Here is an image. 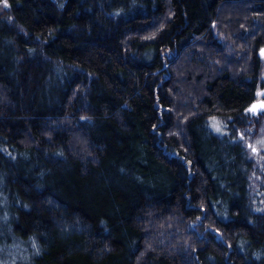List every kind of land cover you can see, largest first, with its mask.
Segmentation results:
<instances>
[{
	"label": "trees",
	"instance_id": "1",
	"mask_svg": "<svg viewBox=\"0 0 264 264\" xmlns=\"http://www.w3.org/2000/svg\"><path fill=\"white\" fill-rule=\"evenodd\" d=\"M263 88L264 0H0V264H264Z\"/></svg>",
	"mask_w": 264,
	"mask_h": 264
},
{
	"label": "rangeland",
	"instance_id": "2",
	"mask_svg": "<svg viewBox=\"0 0 264 264\" xmlns=\"http://www.w3.org/2000/svg\"><path fill=\"white\" fill-rule=\"evenodd\" d=\"M180 92V90H179ZM258 94L261 96H264V88L258 91ZM188 98V97H187ZM254 109V111L252 110ZM248 110L253 111V112H258L261 110H264V98L262 97V99L253 102L249 107Z\"/></svg>",
	"mask_w": 264,
	"mask_h": 264
},
{
	"label": "snow or ice",
	"instance_id": "3",
	"mask_svg": "<svg viewBox=\"0 0 264 264\" xmlns=\"http://www.w3.org/2000/svg\"><path fill=\"white\" fill-rule=\"evenodd\" d=\"M254 111V109H252Z\"/></svg>",
	"mask_w": 264,
	"mask_h": 264
}]
</instances>
